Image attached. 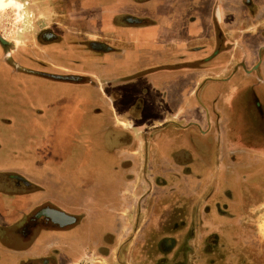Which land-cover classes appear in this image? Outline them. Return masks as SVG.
<instances>
[{
    "label": "crops",
    "instance_id": "obj_1",
    "mask_svg": "<svg viewBox=\"0 0 264 264\" xmlns=\"http://www.w3.org/2000/svg\"><path fill=\"white\" fill-rule=\"evenodd\" d=\"M102 11L103 19L89 37L103 35L112 47L91 55L95 63L102 60L105 64L93 73L104 79L105 93L94 99L91 113L103 112L107 126L121 135L118 154L124 213L134 216L146 187L151 195L156 191L159 210L162 193L181 191L196 199L208 192L213 178L218 188L222 186L220 175L228 170L226 160L233 149L251 146L255 117L256 137L264 138V66L256 76L250 68L256 49L264 45V0H111ZM117 17L121 25L113 21ZM260 62L264 64V55ZM13 78L17 83L40 81L22 73ZM81 87L62 91L57 84L47 101L32 103L24 100L22 92L13 104L29 111L44 106L36 110L37 116L47 118L45 106L74 90L85 91ZM3 107L0 123L8 125L9 119L2 118L8 106ZM58 124L27 130V143L33 150L22 158L11 151V157L25 162L28 175L0 169V264H115L111 251L117 243L120 255V226V230H98V237L90 233L84 239L76 231L83 228L80 225L67 230L30 228L29 219L36 216L39 206L55 202L49 194L62 178L58 164L50 166L41 160L37 148L40 141L49 144L48 133L56 132ZM1 132L9 138L8 131ZM170 135L176 141L173 147L168 146ZM14 176L31 181L26 185L30 192L14 194V186L7 184ZM82 197L85 202L93 200L88 194ZM50 211L53 215L54 209ZM44 234L49 238L41 245ZM87 239L88 246H83ZM102 245L109 250L107 256L98 255Z\"/></svg>",
    "mask_w": 264,
    "mask_h": 264
},
{
    "label": "flooded vegetation",
    "instance_id": "obj_2",
    "mask_svg": "<svg viewBox=\"0 0 264 264\" xmlns=\"http://www.w3.org/2000/svg\"><path fill=\"white\" fill-rule=\"evenodd\" d=\"M110 1L87 0V18H89H85L81 24L76 20H67L65 23L54 22L51 26L38 30L33 38L22 40H8L0 36V106H9L15 103V99L23 93L24 100L30 103L47 101L53 95L51 87L57 86V84L62 86V91L68 90L67 87L82 86L83 88H81L85 89L87 95H95L97 98L104 96L105 92L102 90L105 84L104 79H98L93 73L102 69L105 64L102 60L95 63L91 55L93 53L103 54L109 52L112 46L109 44L108 39L103 38V35H98L97 39H92L89 36L96 31L97 24L103 19L102 8ZM113 21L121 25V20L118 17ZM80 26L84 30L78 28ZM263 55L264 45H261L256 49V60L250 67L255 72V76L260 73L261 67L264 66L260 62ZM15 73L33 76L40 81L12 82ZM93 90L98 91L92 93ZM258 108L259 104L255 102V111H258ZM253 125L255 137L250 140L249 145L251 146L248 149H233V152L229 155L230 167H232L230 178L226 174L227 170L220 175L222 179V183L220 182L221 187L226 185L230 189L224 190L225 197H221V192L218 195L217 191L218 182L213 178L210 188H207L208 194H204L203 191L196 198L197 201L200 200L201 196H205L203 197V208L201 210L190 209L189 196L174 193L172 195L175 196V199L170 200L173 203L171 213H167L169 210H166L167 212L160 211L155 207L156 191L154 190L151 195L150 189L146 187L147 190L140 196L139 204L136 205V212L131 221V226L129 224L127 226L125 223L128 220L125 222L120 217L124 215L123 210L126 206L123 197L125 188L121 187L117 207L115 206V210L109 216V218L116 219V223L113 226H108V228L110 230H120L117 225L118 220L120 228L123 224V226L125 225L133 230L134 242L131 252L133 261L137 262L136 264H163L166 257L167 260L170 259L166 264H187L188 262L184 261L186 260L184 257L189 255L188 245H191L190 241L192 239L190 230H193L192 227H194L191 223L192 218L198 219L196 223H204L201 227L202 230L207 227L215 228V230H239L241 228V218H244L248 208L250 209L253 206L256 196L259 193H264V188H261L260 191L257 188L258 186L264 187V138L259 139L256 137L259 128L256 117ZM239 169L246 171L247 174L242 171L240 173ZM216 172L214 177H216ZM233 174L236 175L234 178H232ZM145 180L148 181L146 178ZM82 182L77 180V190V186L74 185L73 187L69 178L65 179V187L59 198H55L53 194L55 190H53L49 194V198H54L55 202L47 201L39 206V210L35 213L36 216L29 219L31 230H67L74 229L79 225L88 227L91 223L88 220L90 219V213L84 205H79V198L92 191V188L90 185L87 187L82 186ZM27 183H31V181L20 176H14L10 182L7 181V184L14 186L11 191L16 195H19V192L26 191ZM207 195L209 196L207 197ZM152 200L154 204H152ZM50 209H54L53 215H50ZM77 209L83 210L77 212ZM173 219L181 220L179 226L174 224ZM97 220L96 218L94 221ZM206 220L209 223L206 224ZM98 221L101 222L100 219ZM68 222H71V224ZM108 222L112 224L111 220ZM151 224L153 225L152 228ZM158 230L173 231L159 237ZM182 230L184 231L180 234ZM164 244H167V246L163 249ZM185 247L186 251L183 252L182 248ZM197 251V255L201 256L202 261H204L206 258L205 243ZM108 253L109 250L105 245H102L98 250V255L101 256H107ZM158 254H160V257H158ZM212 254L216 255V252L214 251ZM220 259L223 263L222 257ZM127 263L124 261L123 264Z\"/></svg>",
    "mask_w": 264,
    "mask_h": 264
},
{
    "label": "rangeland",
    "instance_id": "obj_3",
    "mask_svg": "<svg viewBox=\"0 0 264 264\" xmlns=\"http://www.w3.org/2000/svg\"><path fill=\"white\" fill-rule=\"evenodd\" d=\"M4 1L6 3L5 6L0 4V36L8 40L33 38L38 30L51 26L54 22L65 23L67 20H76L81 24L88 15L87 0ZM78 28H81V26ZM81 29L84 30V28ZM94 99H97L95 95H87L84 90H74L70 94L64 95L56 104L53 105L51 103L45 106L48 112L47 118L37 116L38 112L36 110L38 108L43 110L44 106H37L34 107V110L31 109L29 111L27 109L23 110L25 106L10 104L8 106V113L13 116H10L8 113H3L4 115H2V118L9 119V124L3 125L6 122L0 123V132L8 131L10 135L9 138H7L5 132H1L0 135V144L3 146V150L0 152V169L4 171L14 170L20 173L24 172L28 175L26 169L23 168L25 162L19 159L17 161L11 157V151H15L22 158V155L26 154L27 151L31 152L33 150L32 144L27 143V130H33L37 126H39L38 130H41V125L44 128H50L59 122L57 131L48 133L49 144L44 146L40 141L37 148L39 147L41 151V160L49 162L48 165L50 166L58 164L56 168L59 172V177L62 178H60V182L57 184L58 188L53 192L55 198H59L62 195L65 179L69 178L73 187L74 185L77 186V190V180L78 182L80 180L84 182H82V186H91L92 191L88 192V194L92 195L93 200L85 202L82 197L79 198V205H84L87 208L86 210L90 213V219L88 220L91 221L88 227L85 226L82 228L83 230H76L83 233V239L89 237L90 233L91 235L95 233V236L98 237L100 233L98 230L107 231L108 226H113L116 223V219L109 218V216L115 210L121 192L120 154H118L121 145L119 136L121 135H118V131H113V129L107 126L102 117L103 112L91 113ZM18 113H20L19 116ZM23 113L24 117L20 116ZM175 142L173 136L170 135L168 146L173 147ZM194 142L197 144L199 139L195 137ZM226 162L228 166L226 174L230 178L232 170V167H230L231 162L230 160H226ZM18 164H21V167ZM37 164L39 163L37 162ZM238 171L247 174L244 170L239 169ZM235 176L233 174L232 178ZM21 177L25 179V176ZM257 188L260 191L264 187L258 186ZM226 189L230 188L226 185L220 186L217 190L218 195L221 192L220 196L224 198V190ZM144 190L146 191L147 188H144ZM174 193L182 194L181 191ZM206 194L208 193L206 192ZM158 197L164 201L162 208L159 210H164L165 212L169 210L167 213H171L173 203L170 200H174L175 196L162 193ZM195 197L197 196L192 195L188 197L190 199V209L201 210L203 208V197L205 196H201L200 200L198 199L197 201L194 199ZM256 197L252 204L253 206L250 209L248 208L246 216L241 218L242 226L239 230H215V228L211 229L210 227L202 230L201 227H203L204 223H196L198 219L192 218V221L189 219L194 227H192L193 230H190V237L192 236V239L190 241L191 245H188L189 255L184 257L186 259L184 261L188 262L187 264H236L237 260V264H264V193H259ZM125 216H128L127 219L130 222L132 221L133 215L131 216L129 213L121 215V218L126 222ZM174 216L176 215L174 214ZM96 218L100 219L101 222L98 221L96 224V221H94ZM110 220L112 224L108 222ZM129 221L125 224H129ZM173 222L179 226L181 220L173 219ZM205 222L206 224L209 223L207 220ZM117 225L118 227L120 225L118 224V220ZM127 226L121 224L120 255L117 252L118 243L114 250L111 251L115 264H117V260L121 264L124 261L128 263L133 262L131 250H133L134 236L133 230ZM167 226L169 227L170 225ZM114 228L116 227L114 226ZM172 231L158 230L159 237L172 233ZM47 237L49 238L45 234L40 236L39 242L41 245L44 243V240L48 239ZM87 243L88 239L85 242L82 241L83 246H88ZM204 243L206 246V258L202 261V257L197 255V250ZM166 246L167 244H164L163 249ZM186 247L182 248L183 252L186 251ZM214 251L216 255L212 254ZM168 256L171 258L170 255ZM9 257L13 258L14 253H10ZM158 257H160V254H158ZM221 257L223 263L220 261ZM3 260L6 261V258ZM164 261L165 263L163 262V264H166L170 259L167 260L166 257ZM184 261L183 263H185Z\"/></svg>",
    "mask_w": 264,
    "mask_h": 264
},
{
    "label": "bare ground",
    "instance_id": "obj_4",
    "mask_svg": "<svg viewBox=\"0 0 264 264\" xmlns=\"http://www.w3.org/2000/svg\"><path fill=\"white\" fill-rule=\"evenodd\" d=\"M0 4H1V5H3V6H5V5H6V3H5V1H4V0H0Z\"/></svg>",
    "mask_w": 264,
    "mask_h": 264
}]
</instances>
